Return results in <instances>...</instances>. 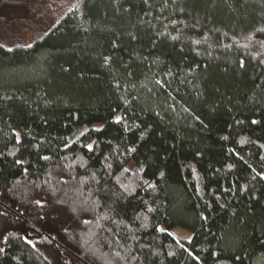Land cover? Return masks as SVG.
I'll list each match as a JSON object with an SVG mask.
<instances>
[{"label":"trees","instance_id":"16d2710c","mask_svg":"<svg viewBox=\"0 0 264 264\" xmlns=\"http://www.w3.org/2000/svg\"><path fill=\"white\" fill-rule=\"evenodd\" d=\"M3 6L0 264H264V0Z\"/></svg>","mask_w":264,"mask_h":264},{"label":"rangeland","instance_id":"374dc122","mask_svg":"<svg viewBox=\"0 0 264 264\" xmlns=\"http://www.w3.org/2000/svg\"><path fill=\"white\" fill-rule=\"evenodd\" d=\"M29 23H36L42 30L49 28L48 24L44 21L37 22L34 14H30L29 9L25 6L0 7V37L4 38L7 33L15 36L9 41L8 46H12L14 44L13 42L17 40L21 41L22 38L20 36L23 35L28 42L32 39V29Z\"/></svg>","mask_w":264,"mask_h":264}]
</instances>
